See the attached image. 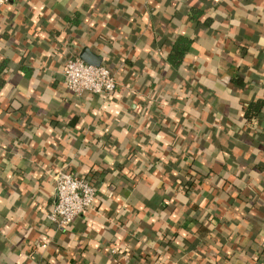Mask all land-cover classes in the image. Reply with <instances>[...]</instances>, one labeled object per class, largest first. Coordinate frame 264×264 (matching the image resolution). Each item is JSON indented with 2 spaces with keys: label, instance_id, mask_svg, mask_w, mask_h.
I'll return each mask as SVG.
<instances>
[{
  "label": "crops",
  "instance_id": "crops-1",
  "mask_svg": "<svg viewBox=\"0 0 264 264\" xmlns=\"http://www.w3.org/2000/svg\"><path fill=\"white\" fill-rule=\"evenodd\" d=\"M84 49L109 96L66 87ZM62 167L97 190L64 228ZM0 264H264V0L0 5Z\"/></svg>",
  "mask_w": 264,
  "mask_h": 264
},
{
  "label": "built area",
  "instance_id": "built-area-1",
  "mask_svg": "<svg viewBox=\"0 0 264 264\" xmlns=\"http://www.w3.org/2000/svg\"><path fill=\"white\" fill-rule=\"evenodd\" d=\"M15 0H0V5ZM64 82L77 95L86 92L109 96L118 85L116 74L105 65H95L80 57L70 58L64 68ZM57 201L48 218L60 227L68 226L95 204L97 190L86 177L74 174L64 167L54 174Z\"/></svg>",
  "mask_w": 264,
  "mask_h": 264
},
{
  "label": "trees",
  "instance_id": "trees-1",
  "mask_svg": "<svg viewBox=\"0 0 264 264\" xmlns=\"http://www.w3.org/2000/svg\"><path fill=\"white\" fill-rule=\"evenodd\" d=\"M191 43V40L188 39H182L179 42H177L172 49V55L170 56V61L174 65H178L186 53L189 45ZM261 108V101L252 102L250 104V109L246 112L247 117L251 118V115H256L258 110Z\"/></svg>",
  "mask_w": 264,
  "mask_h": 264
},
{
  "label": "water",
  "instance_id": "water-1",
  "mask_svg": "<svg viewBox=\"0 0 264 264\" xmlns=\"http://www.w3.org/2000/svg\"><path fill=\"white\" fill-rule=\"evenodd\" d=\"M81 58L88 63L100 65L102 62V58L94 53H92L88 49H84L81 54Z\"/></svg>",
  "mask_w": 264,
  "mask_h": 264
}]
</instances>
